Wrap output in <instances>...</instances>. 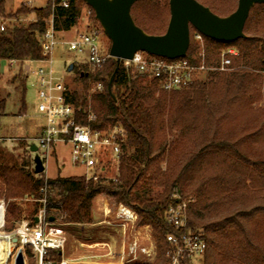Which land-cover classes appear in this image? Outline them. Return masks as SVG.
<instances>
[{"label": "trees", "instance_id": "16d2710c", "mask_svg": "<svg viewBox=\"0 0 264 264\" xmlns=\"http://www.w3.org/2000/svg\"><path fill=\"white\" fill-rule=\"evenodd\" d=\"M197 1L219 16L228 15L237 5V0ZM4 6L5 0H0L3 18L29 13L35 17L27 24H9L0 32V62L15 60L22 65L45 58L39 39L50 16L55 31H67L76 26L82 7L88 5L83 0H48L41 7L20 5L7 17ZM131 8L135 24L146 33L165 31L168 0H138ZM249 12L244 37L238 40L221 43L202 35L206 65H217L225 48L234 47L237 54L230 56L227 70L207 71L188 88L162 90L155 80L126 70L120 62L111 96L106 86L116 67L113 57L93 71L86 65L76 68L75 77L84 87L72 91L80 108L77 121L92 129L120 125L125 131L117 176L93 181L76 175H35L27 169L28 157L0 146L4 230L23 218L33 223L42 200L47 217L63 227L89 223L93 199L104 194L115 204L130 206L137 214V225H148L155 240L153 262L125 264H168L166 235L177 230L166 223L164 212L183 202L186 228L200 233L206 242L199 264H264V3ZM92 23L88 24L100 26L95 17ZM194 31L190 26L184 57L195 63L201 59ZM105 48L109 50L108 45ZM26 77L19 71L12 77L17 82L14 88L23 95ZM95 82L104 89L89 92ZM6 102L0 92V118ZM88 113L95 121L88 122ZM23 201L31 203L24 206ZM50 257L58 261L59 251H51Z\"/></svg>", "mask_w": 264, "mask_h": 264}, {"label": "built area", "instance_id": "2783aa9c", "mask_svg": "<svg viewBox=\"0 0 264 264\" xmlns=\"http://www.w3.org/2000/svg\"><path fill=\"white\" fill-rule=\"evenodd\" d=\"M33 0H25V4H31ZM62 5L67 6L63 1ZM9 20L0 16V32L8 27ZM48 27L39 39L42 53L45 55L43 61H50L51 53L59 43L67 45L69 50H74L85 55L84 63L95 70L102 66L104 61L112 57L109 50H106L100 39L101 26L86 24L85 29L76 32L69 40H58L53 28L52 16L47 20ZM193 39L199 44L200 50L197 57L199 62H193L188 58H166L150 54L145 51H136L131 59H121L126 70L136 71L148 79L157 82L162 90L182 89L196 79L202 78L207 71H224L230 64V56L236 55L234 47H228L221 51L220 61L217 65H206L203 59V36L194 31ZM51 54V55H49ZM49 56V57H48ZM39 60V61H42ZM17 62L15 60H9ZM30 71V69L28 68ZM28 71V73H29ZM27 73V74H28ZM35 86L37 89L38 104L37 110L43 118V125L40 135L28 137L27 147L34 144L46 173L47 159L55 152L53 146L57 144L67 145L71 165L83 168L82 176L86 180L96 181L107 170L108 162H119L121 144L125 140V131L120 125H114L106 129H92L88 124L77 121V111L72 98V89L63 80L62 75H57L51 66H39L33 71ZM103 88L100 82H95L89 88V92L101 91ZM86 111L85 108L83 112ZM87 120L95 121L92 113L87 114ZM7 140L10 138L7 137ZM34 157V156H33ZM34 162L31 160V169L34 173ZM38 175L37 173H34ZM47 177V176H44ZM114 178V177H113ZM44 203V200H42ZM0 210L2 215V228L4 227L5 203L0 199ZM103 222L107 225L122 229L123 237L118 247L109 241L94 242V249L104 250L97 253L94 264H125L127 262L150 263L154 260L156 250L154 244L146 243L141 237L137 225V214L128 205L123 203H109L105 201L102 208ZM37 222L30 223L26 219L19 220L15 227L8 232L4 231L1 238L6 242L7 250L0 257L3 264H17L18 252L22 254V264H27L26 248L30 250L31 257L36 264H82L73 260L63 258V251L66 249L67 236L63 225L57 221H50L42 206L34 218ZM114 218L108 221V218ZM166 223L174 227L177 233H169L166 240L169 248L166 252L168 264H199L205 249L206 242L201 234L186 228L185 203L170 205L164 212ZM134 233L133 236H129ZM128 235V236H126ZM127 237V238H126ZM15 238V241L13 240ZM51 251H59L60 258L53 261L50 257ZM104 259V260H101Z\"/></svg>", "mask_w": 264, "mask_h": 264}, {"label": "rangeland", "instance_id": "374dc122", "mask_svg": "<svg viewBox=\"0 0 264 264\" xmlns=\"http://www.w3.org/2000/svg\"><path fill=\"white\" fill-rule=\"evenodd\" d=\"M46 1L48 0H33L31 4L28 5L24 3L25 0H5L4 16L7 17L8 14L13 13L20 5H26L29 8L41 7L45 6ZM92 17H94V12L92 15L88 6H83L81 10V16L78 19L76 26L67 31H57L56 38H59L58 40L60 41L72 39L76 32L85 29L86 24L92 23ZM34 18V14L29 13L27 15H19L16 18L8 17L7 20H9V24H27V22H32ZM100 39L104 47L107 45L110 46V41L103 31L100 34ZM51 54H49L51 55L50 61L42 60L29 62L30 71L24 69L25 63L21 65L19 62H12L10 64L9 60H2L0 62V92L2 95H4L7 101L5 105V113L2 118H0V146L16 156H25L26 158L28 157L29 164L27 169L30 171H32L31 160L33 159L34 152H31L28 149L27 138L40 135V130L37 131V129L38 127H41L40 125L42 124V116L37 110V104L39 102L33 71L39 66H44L47 68L51 66L57 75L63 76V80L68 84L69 87H71L72 90H76L78 92H81L82 88L84 87H82V82L75 77L76 68H82L81 65H86L85 68L91 71V67L84 63L85 55L79 54L74 50H69L65 44H57ZM71 63L73 66H75V69L72 70V66L71 70H68V66ZM18 71L22 76L27 74L29 71L27 77L25 78L24 95L21 93V91H18L14 88L17 82L12 81V77ZM22 102H24L25 106L24 116L17 115V113H21L20 110L22 108ZM26 131L28 134H30V136H26ZM7 137L10 138V140H7ZM53 150L55 152H53V154L47 159L46 173H43V176L54 177L58 175V173L59 175L82 176L81 174L83 172V168L71 165L68 155V152L70 151L67 145H54ZM163 164L164 163H162V166H164ZM118 165L119 162H108L107 170L101 176L107 179L117 176L119 170ZM105 201L115 204L111 197L104 194L97 195L93 199L91 205V214L93 218L91 222L82 225H64V229L67 232L66 249L63 251L64 259L73 260L82 264H94V261L97 259L94 257L91 258V255L100 252L102 253L104 250L99 248L93 249L90 247V245L96 241H112L114 239L113 237L116 235V227L107 225L106 222L102 221V208ZM22 203L25 206L26 203L31 202L23 201ZM41 203L43 206L42 201ZM23 219L28 220V218ZM113 220L114 218H108V221ZM18 221L14 223L13 228ZM138 229L145 242L149 243L150 241L155 247V240L152 237L151 228L148 225H141ZM0 230H2V232H8L7 230H4V227L0 228ZM5 244L6 242L3 240L2 246L4 248L2 249L1 255L7 250ZM26 261L27 264H36L35 260L31 257V253L28 248H26ZM0 264L3 263L1 262ZM7 264H10V262Z\"/></svg>", "mask_w": 264, "mask_h": 264}, {"label": "water", "instance_id": "95a60500", "mask_svg": "<svg viewBox=\"0 0 264 264\" xmlns=\"http://www.w3.org/2000/svg\"><path fill=\"white\" fill-rule=\"evenodd\" d=\"M94 12L104 34L110 41L109 55L116 61V67L107 81V91L112 96L111 84L121 59H131L136 51L166 58L183 57L189 44V27L202 35L217 41L229 43L244 37L243 27L250 9L264 0H237L236 8L225 16H219L197 0H168L169 19L161 34L146 33L135 24L131 7L138 0H83ZM72 63L68 70H71ZM28 70V65L25 67ZM36 151L34 144L29 147ZM34 173H41L44 166L38 155H34ZM53 221V217L49 218ZM37 222V218H34ZM15 241V238H13ZM17 264H22L18 252Z\"/></svg>", "mask_w": 264, "mask_h": 264}, {"label": "crops", "instance_id": "0c3cea01", "mask_svg": "<svg viewBox=\"0 0 264 264\" xmlns=\"http://www.w3.org/2000/svg\"><path fill=\"white\" fill-rule=\"evenodd\" d=\"M59 32V31H58ZM31 62V61H30ZM28 65V68H30V66H29V62H27V63H25V65H24V69H26L25 67ZM26 76H27V74H26ZM20 112L21 113H17V115H22V116H24L25 115V108H21V110H20ZM43 118H42V124L40 125V126H42L43 125ZM41 129V127H38V129H37V131H39ZM40 132V131H39ZM26 133V136H30V134H28V132L26 131L25 132ZM24 133V134H25ZM59 174V173H58ZM61 176H71V175H61ZM93 217V216H92ZM116 230V232H115V234L116 235H114V239L112 240V241H109L111 244H113L115 247H118L119 246V243H120V241H121V239H122V237H123V232H122V229H120V228H116L115 229ZM113 234V233H112ZM134 235V233H131L129 236H133ZM126 236H128V235H126ZM128 236V237H129ZM127 238V237H126ZM90 247L91 248H93L94 249V242L90 245ZM94 255L95 254H93V255H91V258L92 257H94Z\"/></svg>", "mask_w": 264, "mask_h": 264}, {"label": "bare ground", "instance_id": "6f19581e", "mask_svg": "<svg viewBox=\"0 0 264 264\" xmlns=\"http://www.w3.org/2000/svg\"><path fill=\"white\" fill-rule=\"evenodd\" d=\"M2 215L3 214H1V210H0V228H2ZM2 235H4V231L2 232V230H0V257H1L2 249L4 248L2 246V244H3V239L1 238Z\"/></svg>", "mask_w": 264, "mask_h": 264}]
</instances>
